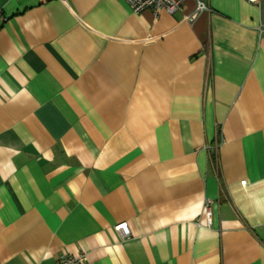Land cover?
Returning <instances> with one entry per match:
<instances>
[{"label": "crops", "instance_id": "0c3cea01", "mask_svg": "<svg viewBox=\"0 0 264 264\" xmlns=\"http://www.w3.org/2000/svg\"><path fill=\"white\" fill-rule=\"evenodd\" d=\"M205 1L0 0V264H264V0Z\"/></svg>", "mask_w": 264, "mask_h": 264}, {"label": "built area", "instance_id": "2783aa9c", "mask_svg": "<svg viewBox=\"0 0 264 264\" xmlns=\"http://www.w3.org/2000/svg\"><path fill=\"white\" fill-rule=\"evenodd\" d=\"M130 5L132 10L135 13L143 12L147 9L153 11L154 15L157 17L161 12H167L169 14H173L176 11L180 10L186 0H126ZM251 2H260L261 0H250ZM209 9L208 4L205 0H196L195 9L187 16V20L193 21L197 18L199 13L203 10ZM0 16H2V12L0 10ZM261 34L264 33V24L260 26ZM209 214H211L209 212ZM115 229L120 232L124 237L130 236V228L127 222H122L115 225ZM86 261L85 254H68L62 255L55 263L53 264H84Z\"/></svg>", "mask_w": 264, "mask_h": 264}]
</instances>
